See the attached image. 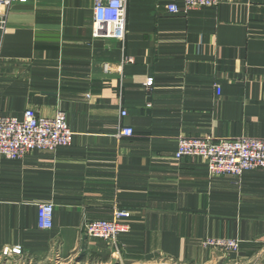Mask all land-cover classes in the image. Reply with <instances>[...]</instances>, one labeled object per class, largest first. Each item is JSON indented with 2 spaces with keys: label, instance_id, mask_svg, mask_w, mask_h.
I'll return each mask as SVG.
<instances>
[{
  "label": "crops",
  "instance_id": "crops-1",
  "mask_svg": "<svg viewBox=\"0 0 264 264\" xmlns=\"http://www.w3.org/2000/svg\"><path fill=\"white\" fill-rule=\"evenodd\" d=\"M169 1L127 0L122 41L92 35L93 0L9 6L0 115L63 111L73 136L0 156V264H264V168L209 176L204 159L174 156L182 136L264 138V0L175 14ZM41 203L51 228L38 227ZM115 208L130 215L114 243L82 232ZM206 237L239 251L225 259Z\"/></svg>",
  "mask_w": 264,
  "mask_h": 264
},
{
  "label": "built area",
  "instance_id": "built-area-1",
  "mask_svg": "<svg viewBox=\"0 0 264 264\" xmlns=\"http://www.w3.org/2000/svg\"><path fill=\"white\" fill-rule=\"evenodd\" d=\"M27 0H0V33L5 29L7 10L13 2ZM219 0H170L165 8L169 13L186 12L191 8L216 6ZM127 0H93L92 18L94 37L123 40L125 35ZM128 61V58L126 59ZM152 81L145 83L150 87ZM217 92L219 88L217 86ZM126 111L121 110V116ZM121 136H130L133 131L128 126H116ZM73 133L67 123L66 114L57 111L52 116L38 115L32 108H26L22 116L0 115V156L19 159L32 150H55L69 146ZM175 158L183 156L204 159L209 176L231 175L240 177L246 170L264 168V138L241 136L236 138H213L205 136H182L177 140ZM54 206L41 203L37 207V224L41 229L51 228ZM130 212L115 208L109 220H92L82 225V232L91 238H99L114 243L118 234L126 230L119 220ZM240 242L235 238L206 237L204 247L221 252L226 259L236 254ZM4 256L21 255L20 246L4 247ZM159 264H176L163 260Z\"/></svg>",
  "mask_w": 264,
  "mask_h": 264
}]
</instances>
